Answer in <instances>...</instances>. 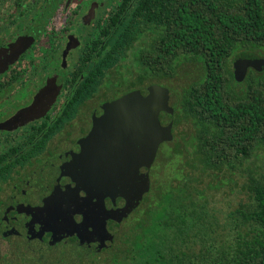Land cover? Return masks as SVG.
<instances>
[{"label": "trees", "instance_id": "trees-1", "mask_svg": "<svg viewBox=\"0 0 264 264\" xmlns=\"http://www.w3.org/2000/svg\"><path fill=\"white\" fill-rule=\"evenodd\" d=\"M148 4L146 25L120 28L115 40L120 48L137 43L132 57L149 63L150 79L200 66L174 103V140L166 144L169 160L186 162L175 184L134 212L99 264H264V69H249L239 81L233 68L237 54L264 57V0ZM221 192L235 197L226 211L217 206ZM5 245L0 264H41L40 255L25 258L24 246ZM72 260L83 264L80 255Z\"/></svg>", "mask_w": 264, "mask_h": 264}, {"label": "flooded vegetation", "instance_id": "flooded-vegetation-1", "mask_svg": "<svg viewBox=\"0 0 264 264\" xmlns=\"http://www.w3.org/2000/svg\"><path fill=\"white\" fill-rule=\"evenodd\" d=\"M1 4L0 241L18 238L49 246L52 232L51 226L44 224L46 215L35 220L32 214L19 213V206L40 207L55 188H74L70 177L61 176V167L75 155L84 158L73 164L72 171L80 175L92 172L98 147L88 136L95 119L101 117L103 105L129 93L138 91L146 98L152 85L168 90L173 113L161 112L158 119L161 126L172 124L174 140L173 91L163 86L166 77L162 73L150 79L149 63L140 64L132 57L135 41L127 48L116 44L118 29L146 25L148 0H4ZM27 37L32 38L31 45L16 57L11 46ZM147 194L120 223L106 220L111 241L101 243L96 235L100 214L92 217L93 200L87 202L85 213L73 216L80 226L77 230L88 241L80 244L75 233L56 244L75 245L91 260L111 253L125 221L140 209ZM104 204L112 211L122 207L124 200L116 198L113 204L105 198ZM32 219L41 239L27 237L26 225Z\"/></svg>", "mask_w": 264, "mask_h": 264}, {"label": "water", "instance_id": "water-1", "mask_svg": "<svg viewBox=\"0 0 264 264\" xmlns=\"http://www.w3.org/2000/svg\"><path fill=\"white\" fill-rule=\"evenodd\" d=\"M32 41L30 37L18 39L11 46V53L18 57ZM4 64L2 70L5 69L6 63ZM233 68L235 79L241 81L249 69H264V57L247 53L237 54ZM45 90L47 88L41 91L38 97L43 95ZM147 92L146 98L135 91L103 105V113L100 118L95 119V126L88 136L92 145L98 147L92 161V172L80 175L77 171H72L73 164L79 161V158H84L83 155H75L71 162L61 167V176L70 177L76 185L74 188H55L40 207L19 206V213L32 214L35 220L42 214L46 215L44 224L51 226L49 231L52 232L49 246L75 233L80 244L88 241L85 234L77 230L80 226L73 216L83 213L87 202L93 200L94 206L91 210H95L92 217L100 214L96 235L101 243L111 241L112 236L107 232L106 220L120 223L137 208L143 196L149 192V170L158 148L162 143L173 140L172 124L161 126L158 116L161 112L172 114L173 109L168 106L167 89L152 85ZM140 170L144 172L140 173ZM81 191L85 193L84 197H80ZM105 198H110L113 204L116 198H121L124 205L107 211ZM33 220L26 225L27 237L29 240L41 239V232L36 233L32 227Z\"/></svg>", "mask_w": 264, "mask_h": 264}, {"label": "rangeland", "instance_id": "rangeland-1", "mask_svg": "<svg viewBox=\"0 0 264 264\" xmlns=\"http://www.w3.org/2000/svg\"><path fill=\"white\" fill-rule=\"evenodd\" d=\"M4 6L0 2V10ZM8 7V6H7ZM5 7V9H7ZM2 11H0V16H2ZM8 20V19H7ZM202 74L200 66L194 65V64H185L181 65L179 68L176 69V73L168 78H164L162 80L163 86L166 88L172 89V103H175L178 101L180 92L182 88L187 87L191 82L197 81L199 76ZM180 132L179 130H176V134ZM190 130H185V133H189ZM175 134V132H174ZM179 135H177V138ZM169 147L166 144H163L160 146L157 154V158L155 159V162L153 163L151 169L149 170V181H150V195L148 199L144 202V204L140 207V209H144L145 206L149 203V198L153 201H155L154 194L160 193L161 191H166L170 185L175 184V180L180 175V172L178 171V167H182L183 164L186 162V157H181L182 162L179 164V160L176 159H170L169 160ZM179 165V166H178ZM224 192L220 193V196L218 197V204L217 206L221 207L226 211L234 202L235 197L234 196H226L224 195ZM148 195V194H147ZM152 201V202H153ZM134 214V213H133ZM133 219L130 218L129 220L125 221V226H122V231H124L126 226H129ZM7 245H5L7 248L8 246L12 248H17L24 246V248H27V252L25 254V258L28 259V261H34L37 258H39V255L42 257L41 264H70L72 263V254L74 255H80L83 257V264H93L91 261V257L85 255L82 250L79 247L74 246H66L63 244H56V246H47L40 244L38 242H26L22 241L21 239H11L9 242H6ZM10 247L8 249H10ZM36 252L35 251H38ZM108 254H103L99 257H97L95 260V264L103 263L108 259ZM93 259V258H92ZM80 261V259H78ZM98 261V262H97ZM60 262V263H58Z\"/></svg>", "mask_w": 264, "mask_h": 264}]
</instances>
